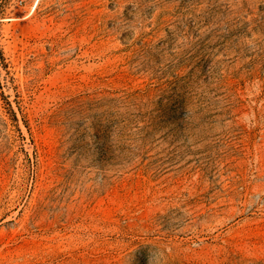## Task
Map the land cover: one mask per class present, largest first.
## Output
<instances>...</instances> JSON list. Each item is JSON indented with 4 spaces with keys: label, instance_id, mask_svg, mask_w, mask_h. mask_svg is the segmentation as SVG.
Returning <instances> with one entry per match:
<instances>
[{
    "label": "rangeland",
    "instance_id": "obj_1",
    "mask_svg": "<svg viewBox=\"0 0 264 264\" xmlns=\"http://www.w3.org/2000/svg\"><path fill=\"white\" fill-rule=\"evenodd\" d=\"M105 90L128 163L54 123ZM0 264H264V0H0Z\"/></svg>",
    "mask_w": 264,
    "mask_h": 264
},
{
    "label": "trees",
    "instance_id": "obj_2",
    "mask_svg": "<svg viewBox=\"0 0 264 264\" xmlns=\"http://www.w3.org/2000/svg\"><path fill=\"white\" fill-rule=\"evenodd\" d=\"M135 103L128 93L84 92L64 101L53 115L54 123L86 136L90 148L86 150L93 155L92 160L100 164L128 163L144 151L151 126L140 112L130 109ZM7 112L12 121H17L10 107Z\"/></svg>",
    "mask_w": 264,
    "mask_h": 264
}]
</instances>
